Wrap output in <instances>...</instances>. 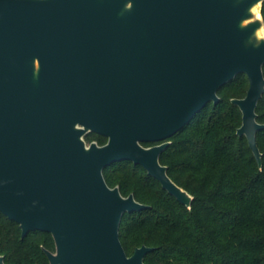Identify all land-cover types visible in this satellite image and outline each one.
<instances>
[{"label": "water", "instance_id": "water-1", "mask_svg": "<svg viewBox=\"0 0 264 264\" xmlns=\"http://www.w3.org/2000/svg\"><path fill=\"white\" fill-rule=\"evenodd\" d=\"M262 1L0 0V213L21 237L51 234L48 264H145L153 247L127 254L119 225L147 205L103 170L139 164L189 207L159 155L238 74L236 133L261 166ZM90 132L106 141L87 143Z\"/></svg>", "mask_w": 264, "mask_h": 264}, {"label": "trees", "instance_id": "trees-1", "mask_svg": "<svg viewBox=\"0 0 264 264\" xmlns=\"http://www.w3.org/2000/svg\"><path fill=\"white\" fill-rule=\"evenodd\" d=\"M261 14L264 21V0ZM247 86L245 74L224 84L220 99L169 137L159 155L169 177L192 196L189 207L139 164L115 161L103 170L109 186L118 185L122 195L133 193L147 205L121 217L119 237L127 254L145 244L153 247L145 264H264V127L256 132L258 166L245 136L236 133L241 113L230 101L244 96ZM255 111L264 123V94ZM94 138L98 144L106 141L100 134L85 135L87 142ZM43 248L54 250L49 232L21 237L18 224L0 213V254L6 264H48Z\"/></svg>", "mask_w": 264, "mask_h": 264}, {"label": "bare ground", "instance_id": "bare-ground-1", "mask_svg": "<svg viewBox=\"0 0 264 264\" xmlns=\"http://www.w3.org/2000/svg\"><path fill=\"white\" fill-rule=\"evenodd\" d=\"M252 10L257 14L256 16H259L258 5L253 6Z\"/></svg>", "mask_w": 264, "mask_h": 264}, {"label": "rangeland", "instance_id": "rangeland-1", "mask_svg": "<svg viewBox=\"0 0 264 264\" xmlns=\"http://www.w3.org/2000/svg\"><path fill=\"white\" fill-rule=\"evenodd\" d=\"M87 135V134H86ZM84 139H85V136H84ZM85 141L87 142V140L85 139ZM91 141H96L97 142V140L94 138V139H92ZM88 143V142H87Z\"/></svg>", "mask_w": 264, "mask_h": 264}]
</instances>
